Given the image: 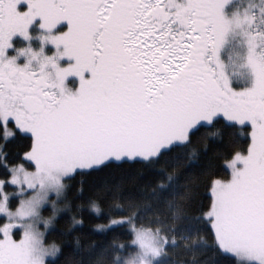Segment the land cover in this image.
<instances>
[{
    "label": "snow or ice",
    "instance_id": "snow-or-ice-1",
    "mask_svg": "<svg viewBox=\"0 0 264 264\" xmlns=\"http://www.w3.org/2000/svg\"><path fill=\"white\" fill-rule=\"evenodd\" d=\"M22 2L0 0V264H57L73 242L71 264H120L125 249H135L141 264L179 251L198 264H209L197 259L209 254L212 264H264V0L231 14V0H26L21 10ZM38 19L39 49L29 43L9 55L15 36L31 40ZM65 21L67 29L55 31ZM237 37L243 72L229 71L224 55ZM65 57L74 62L61 65ZM71 75L79 77L75 91L66 83ZM221 122L249 124V139L242 150L217 153L228 175L209 179L206 204L196 207L193 176L167 202L171 222L134 206L100 226L126 225L130 240L82 244L83 184L68 195L77 175L116 161L159 160ZM19 139L26 142L13 152L8 145ZM198 155L193 148L189 163ZM113 187L91 189L94 212ZM61 218L67 226L59 242L50 240Z\"/></svg>",
    "mask_w": 264,
    "mask_h": 264
},
{
    "label": "trees",
    "instance_id": "trees-1",
    "mask_svg": "<svg viewBox=\"0 0 264 264\" xmlns=\"http://www.w3.org/2000/svg\"><path fill=\"white\" fill-rule=\"evenodd\" d=\"M248 128H250L249 125L240 126L223 122L213 124L212 127L202 128L200 132L196 133L193 136L192 143L182 148L173 149L172 153H165L159 160H154L148 164L120 161L114 162L102 171L83 170L71 182L68 191L71 199L83 184L85 198L89 203V208L82 217L84 223L77 226L76 229L83 236L82 244L87 246L93 240L108 241L113 238H119L121 242L130 240L131 234L128 232V226L126 225H118L110 229L101 228L100 226L108 225L111 220L120 219L121 215L131 212L134 206L141 207L142 211L149 216L158 217L163 224L171 222V209L168 208L167 202L170 199L178 198L179 195L184 193L185 181L190 180L193 176L199 178L198 187L192 186L194 195L199 201L196 207L206 204L207 196L205 193L209 179L212 176L226 177L228 175L227 169L222 164V158L217 153L228 152L233 149L242 150L249 139L244 134ZM212 133H218V138H210ZM0 142H3L2 134H0ZM25 142L26 140L19 139L12 141L8 146L15 152L22 148ZM205 143H207L206 151L204 150ZM193 148L197 150L199 155L194 163H189V155ZM158 168L162 170H157ZM169 174L172 176L171 180L168 179ZM161 182H164L166 187H156ZM104 184L114 186L112 190L113 197L111 200L106 201L101 206V212L97 213L91 209V201L88 198L91 196V189L94 186ZM154 187H156L155 192L152 191ZM108 205L111 206V212L104 210ZM121 208H123V212ZM189 211L198 215V212H194V209ZM80 218L77 217V219ZM66 226V218H61L57 229L52 232L50 240L59 242L57 233ZM157 226H160V224H157ZM74 247V242L65 247L64 255L57 264H65V261L71 264L76 259L73 252ZM139 259L140 256L136 254L135 249H125L121 255L120 264H124L125 260H134L136 264ZM197 259L207 260L209 264H212L213 257L209 254L206 257H198ZM181 260L184 261V264H198V262H192L190 257L182 251L177 252L175 255L163 257L160 264H180ZM220 264H232V261L221 259Z\"/></svg>",
    "mask_w": 264,
    "mask_h": 264
},
{
    "label": "rangeland",
    "instance_id": "rangeland-1",
    "mask_svg": "<svg viewBox=\"0 0 264 264\" xmlns=\"http://www.w3.org/2000/svg\"><path fill=\"white\" fill-rule=\"evenodd\" d=\"M247 3V0H231V3L228 5L227 11L229 12V14H231L233 11H235L238 8H242L245 4ZM66 30L65 26L60 24L57 26V28L55 29V31L60 32V31H64ZM45 30L41 29L39 27V25L35 26V28L33 29L32 33V37L31 40H26L23 41L21 43L20 47H26L29 43H31L32 47L34 49H39L40 45H41V39H40V35L41 33H43ZM18 47V46H16ZM50 47H52V45L50 46V44L47 46L46 48V52L48 54H51L52 52L55 51V49H51ZM243 49L239 43V38H232L229 43L226 45L225 49H224V55L226 58V62L229 65V71H231L233 68H236V70L238 72H243V70L239 69V63L241 60V56L239 55L240 53H242ZM74 62L73 59H70L68 57H65L63 59L60 60L61 65H66L68 63H72ZM90 75V73H86L85 74ZM247 73H243L242 75H237L235 77V85L236 86H243V83L245 82V80L247 79ZM67 85L73 90L75 91L78 86H79V77L76 75H71L68 77L67 81H66ZM245 125H249V124H245ZM244 126V125H243ZM250 126V125H249ZM116 162H120V161H116ZM136 264H141V257L138 260V262H136Z\"/></svg>",
    "mask_w": 264,
    "mask_h": 264
},
{
    "label": "flooded vegetation",
    "instance_id": "flooded-vegetation-1",
    "mask_svg": "<svg viewBox=\"0 0 264 264\" xmlns=\"http://www.w3.org/2000/svg\"><path fill=\"white\" fill-rule=\"evenodd\" d=\"M235 1H237V0H235ZM27 6H28V5H27L26 0H25V2H22L21 5H20L19 7H20L21 10H24V9L27 8ZM60 24L64 25L65 28L67 29V27H68V23H67L66 21H65V22H61ZM60 24H59V25H60ZM37 25H39V19L36 21V23H34V24L30 27V32H32L33 29L35 28V26H37ZM23 41H25V39H24L22 36H20L19 34H18L17 36H15V37L13 38V44L15 45V47H14V48H10V49L8 50V51H9V55H13V54H15L16 49H17V48H21L20 46H21V43H22ZM16 46H18V47H16ZM50 46H51V45H50ZM50 48L53 49L54 47L52 46V47H50ZM18 62L21 63V64L25 63V62H26V57L21 56V57L19 58ZM33 65H34V66H38L36 61L33 62Z\"/></svg>",
    "mask_w": 264,
    "mask_h": 264
}]
</instances>
